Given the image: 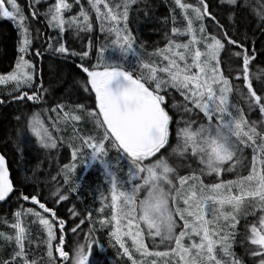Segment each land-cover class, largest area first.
<instances>
[{
    "label": "snow or ice",
    "instance_id": "obj_1",
    "mask_svg": "<svg viewBox=\"0 0 264 264\" xmlns=\"http://www.w3.org/2000/svg\"><path fill=\"white\" fill-rule=\"evenodd\" d=\"M0 18V264H264V0H0Z\"/></svg>",
    "mask_w": 264,
    "mask_h": 264
},
{
    "label": "trees",
    "instance_id": "obj_2",
    "mask_svg": "<svg viewBox=\"0 0 264 264\" xmlns=\"http://www.w3.org/2000/svg\"><path fill=\"white\" fill-rule=\"evenodd\" d=\"M23 3L24 0H21ZM167 13V9L161 5L158 10L159 15H165ZM41 28L42 31H46V25H37ZM44 29V30H43ZM145 38L149 41L157 39L156 34L149 33L147 29L144 30ZM264 39V38H262ZM15 42H16V31L11 24L7 20L0 18V73L6 72L10 70V65L14 62L15 58ZM257 46L259 47V41ZM253 70L259 72V67L253 66ZM264 75V74H262ZM10 160L12 159L11 153H9ZM12 167L16 168V163L12 162ZM90 182H94V174H90L88 177ZM98 206V205H97ZM7 208V205H0V215L3 214V209ZM59 211L63 214L66 211V208L60 207ZM111 258L113 255L112 250L108 249L106 253L100 252L98 249L95 252V258L97 260H103L105 256Z\"/></svg>",
    "mask_w": 264,
    "mask_h": 264
},
{
    "label": "bare ground",
    "instance_id": "obj_3",
    "mask_svg": "<svg viewBox=\"0 0 264 264\" xmlns=\"http://www.w3.org/2000/svg\"><path fill=\"white\" fill-rule=\"evenodd\" d=\"M44 30V29H43ZM15 59V58H14ZM14 61V60H13ZM3 86H0V88H2Z\"/></svg>",
    "mask_w": 264,
    "mask_h": 264
}]
</instances>
